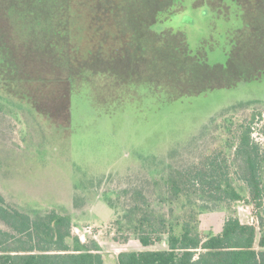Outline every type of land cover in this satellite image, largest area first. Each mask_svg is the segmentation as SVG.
Returning <instances> with one entry per match:
<instances>
[{"label": "trees", "instance_id": "trees-1", "mask_svg": "<svg viewBox=\"0 0 264 264\" xmlns=\"http://www.w3.org/2000/svg\"><path fill=\"white\" fill-rule=\"evenodd\" d=\"M177 1L39 0L28 11L20 7V0H0V33L9 50V58H4L1 48L0 62H10L1 83L10 95L29 101L35 112L67 127L72 91L96 73L106 72V67L90 63L87 52L119 48L131 65L120 77L125 81L132 76L134 83L140 77L132 69L153 52L169 68L158 69L157 78L150 76V82H156L152 90L170 101L233 87L264 74V0H254L252 7L245 6V0H231L239 6L245 26L236 30L240 31L236 40H229L234 43L225 61L213 64L207 63L206 51L201 59H189L182 32L151 29L159 13ZM211 5L223 15L219 0ZM54 57L55 66H46L47 58ZM184 71L192 74L193 86L184 87ZM227 130L231 139H226V153L220 150L174 167L163 178V186L171 199L195 196L208 210L220 204L230 209L231 202L248 198L256 210L257 226L242 223L230 210L220 231L202 233L193 215L179 221L145 201L136 203L115 222L124 242L133 237L144 249L119 252L117 264H264V150L252 139L251 124L231 122ZM0 220L7 228H0V264H105L96 240L82 241L73 234L68 214L51 210L31 216L10 206L0 193ZM164 238L165 248H146Z\"/></svg>", "mask_w": 264, "mask_h": 264}, {"label": "rangeland", "instance_id": "rangeland-1", "mask_svg": "<svg viewBox=\"0 0 264 264\" xmlns=\"http://www.w3.org/2000/svg\"><path fill=\"white\" fill-rule=\"evenodd\" d=\"M212 1L216 0H179L172 11L159 13L151 29L182 32L191 60L201 59L206 51L208 64L224 62L233 48L234 41L229 40H236L240 32L236 30L245 25L234 1L219 0L227 17L216 14ZM18 4L29 11L39 0ZM244 4L252 7L254 0ZM6 43L0 33L4 58L9 51ZM87 53L90 63L106 67V72L96 73L72 91L67 127L35 112L26 99L10 95L1 83L10 62H0V193L5 201L31 216L51 210L70 215L73 234L82 241L96 240L105 264H117L121 251L144 249L133 237L124 242L115 222L136 203L145 201L179 221L193 215L202 233L220 231L230 210L242 223L257 226L248 198L231 202L230 209L220 204L208 210L195 196L168 197L163 178L179 165L188 166L220 150L226 153L231 122L251 124V137L264 150V74L170 101L152 90L156 82L151 83L150 76L157 78L158 69L169 68L153 52L132 69L140 77L135 83L132 76L125 81L120 77L131 65L119 48ZM52 59L47 58L46 66H55L57 60ZM190 78L192 74L184 71V87L194 85ZM247 100L252 103L224 110ZM0 228L7 229L1 220ZM165 247L164 238L146 248Z\"/></svg>", "mask_w": 264, "mask_h": 264}]
</instances>
